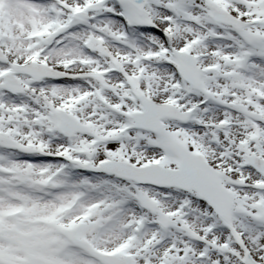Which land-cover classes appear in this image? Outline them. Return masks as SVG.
Here are the masks:
<instances>
[{"label": "snow or ice", "instance_id": "1", "mask_svg": "<svg viewBox=\"0 0 264 264\" xmlns=\"http://www.w3.org/2000/svg\"><path fill=\"white\" fill-rule=\"evenodd\" d=\"M0 264H264V0H0Z\"/></svg>", "mask_w": 264, "mask_h": 264}]
</instances>
